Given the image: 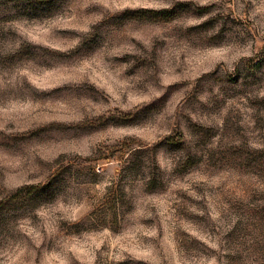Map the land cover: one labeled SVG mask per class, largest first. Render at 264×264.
<instances>
[{"label": "rangeland", "instance_id": "374dc122", "mask_svg": "<svg viewBox=\"0 0 264 264\" xmlns=\"http://www.w3.org/2000/svg\"><path fill=\"white\" fill-rule=\"evenodd\" d=\"M0 264H264V0H0Z\"/></svg>", "mask_w": 264, "mask_h": 264}, {"label": "trees", "instance_id": "16d2710c", "mask_svg": "<svg viewBox=\"0 0 264 264\" xmlns=\"http://www.w3.org/2000/svg\"><path fill=\"white\" fill-rule=\"evenodd\" d=\"M143 13H147V12H150V13H154V14H156V13H158L157 11H155V10H141ZM165 12H167V11H165Z\"/></svg>", "mask_w": 264, "mask_h": 264}]
</instances>
